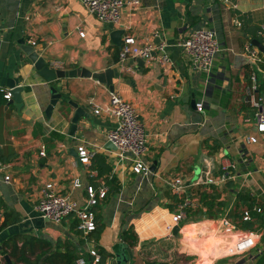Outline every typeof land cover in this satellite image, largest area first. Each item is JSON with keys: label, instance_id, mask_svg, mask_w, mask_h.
Here are the masks:
<instances>
[{"label": "crops", "instance_id": "crops-1", "mask_svg": "<svg viewBox=\"0 0 264 264\" xmlns=\"http://www.w3.org/2000/svg\"><path fill=\"white\" fill-rule=\"evenodd\" d=\"M200 27L211 30L221 48L209 76L194 69L179 46ZM115 31H121L119 45L114 44ZM126 36L153 47L155 58L149 63L140 59L142 65L133 61L139 58L119 63ZM253 41L264 48V0H144L137 11L124 9L115 26L90 15L81 0H0V224L5 213L18 218L0 232V241L23 234L77 244L70 229V216L75 215L55 224L43 219L35 206L48 184L76 208L85 204L91 187L97 194L105 190L92 208L99 229L96 244L112 255L105 264H116L112 248L122 243L121 233L129 228L138 238L136 246L128 247L133 264L160 262L162 255L173 261L178 255L196 257L193 264H229L222 263L229 257L227 249L248 232L226 231L221 218L206 216L173 225L178 204L167 182L180 178L190 186L232 164L235 189H246L264 203V134L257 131L255 109L247 101L252 75L256 88H264V54ZM23 45L32 47L50 68L59 63L63 71L117 70L113 92L134 107L143 124L147 151L142 160L149 174H133L130 161H120L116 149L108 147L107 134L116 127L105 110L109 88L88 77L46 82ZM248 45L261 62L249 59ZM163 57L166 62L161 63ZM9 80L23 88L21 106L8 105L10 99L3 98ZM51 88L61 98L46 116ZM252 95L263 97L256 89ZM197 103L203 104L202 112L196 110ZM70 104L87 115L79 119L72 137ZM260 105L264 109V102ZM80 146L94 153L88 166L79 161ZM97 156L104 163L98 159L92 164ZM217 187L223 190V185ZM221 199L230 205L234 200L228 192ZM175 226L177 236L172 233ZM254 239L258 245L259 236ZM93 246H82L80 257Z\"/></svg>", "mask_w": 264, "mask_h": 264}, {"label": "built area", "instance_id": "built-area-1", "mask_svg": "<svg viewBox=\"0 0 264 264\" xmlns=\"http://www.w3.org/2000/svg\"><path fill=\"white\" fill-rule=\"evenodd\" d=\"M143 1L144 0H81L83 6L90 15L103 23L112 24L114 26L119 24L124 9L137 11L141 7ZM236 7V5L232 6V8ZM237 26H240L239 22H237ZM79 35L83 37L84 33L80 32ZM179 46L184 55L191 61V66L194 69H198L208 76L211 74L215 57L221 52V48L211 30L204 27L194 29L188 33ZM158 50L162 51V47H158ZM245 50L251 61L261 62L258 53L254 52L249 45ZM131 58H139L149 63L155 58L154 49L151 46H140L133 37L126 36L120 47L119 63L123 64ZM160 62H166V58L163 57ZM52 68L59 69L61 65L59 63H53ZM251 81L252 85L247 92V101L250 106L255 109L254 117L257 131L264 134V109L260 105V102H264V94L261 99L256 100L252 95L256 89L254 75H252ZM3 98L9 100L10 93L7 91L3 95ZM195 107L198 112L203 111L202 103H197ZM105 110L116 120V127L107 134V139L115 147L117 158L120 161H130L133 174H149V168L142 160V157L147 151L144 127L134 107L129 102L122 99L119 94L111 92ZM94 113L99 114V109H95ZM250 140L251 142H255V139ZM77 153L79 161L88 166L94 153L86 150L83 146L77 148ZM39 155L45 156L43 147H41ZM232 168V164L221 165L219 171L215 175L207 173L204 178L192 182L190 186L186 185L180 178L168 181L167 186L171 194L178 197L185 195L188 188L192 186H222L226 182L235 179ZM9 180V176L4 178L6 183H8ZM76 185L78 186V184ZM104 197L105 190H101L97 194L91 187H88L85 204L80 208H76V205L67 197L55 193L52 184H48L45 186L35 209L43 219L55 224H60L70 215H75L79 222L78 230L86 235L92 232L96 227L92 208L97 204L98 199H103ZM188 208H197V203L186 197L183 203L178 205L176 213L172 215L173 225H178L185 220V209ZM255 210L257 212L261 211L259 208ZM249 220V213L244 212L243 221ZM220 221L226 231L236 228L226 217H221ZM254 238L255 234L248 232L243 238L237 241L235 245L227 249L228 256L242 255L255 249L257 243ZM88 254L93 258L91 264H96L99 261V256L93 248L88 250ZM75 264L87 263L83 257H79L76 259Z\"/></svg>", "mask_w": 264, "mask_h": 264}, {"label": "trees", "instance_id": "trees-1", "mask_svg": "<svg viewBox=\"0 0 264 264\" xmlns=\"http://www.w3.org/2000/svg\"><path fill=\"white\" fill-rule=\"evenodd\" d=\"M260 42L263 40L257 39ZM263 55H261L262 57ZM256 92L258 96L264 94V88L257 87ZM104 163V159L100 156L93 158L92 164L98 160ZM94 168V167H93ZM98 175L102 171L97 168ZM223 192H228L233 195V203L230 205L228 199H221ZM197 201V208L185 209V220L189 221L194 218L206 216L209 219H217L226 217L234 226L244 232L254 233L255 230L264 229V203L257 199L246 189H235L233 181H228L223 185V190L220 191L216 186L197 185L180 198L172 195V201L177 205L182 204L185 198ZM260 209L257 212L255 209ZM169 209L172 210L171 207ZM244 212L250 215L249 221H243ZM71 217L70 229L77 238V244L70 240H56L50 241L45 238L36 237L33 235L15 234L1 239L0 241V264H4V257L8 256L13 264H75L76 259L80 257L78 250L85 244L92 243L93 249L99 256V261L96 264H105V262L112 256L104 248L97 243L99 229H95L84 234L78 230V220ZM68 218V217H67ZM18 218H12L10 213L4 214V220L0 224V232L6 227L17 223ZM121 242L132 248L138 243L136 233L132 228L125 229L121 233ZM262 242L258 244L252 256V264H264V237H261ZM84 260L87 264H91L93 258L86 253ZM189 259V258H187ZM199 261L201 259L199 258ZM148 264H157L151 262ZM198 264V263H197Z\"/></svg>", "mask_w": 264, "mask_h": 264}, {"label": "water", "instance_id": "water-1", "mask_svg": "<svg viewBox=\"0 0 264 264\" xmlns=\"http://www.w3.org/2000/svg\"><path fill=\"white\" fill-rule=\"evenodd\" d=\"M114 38V44L119 45V40L121 36V31H115L113 33ZM255 47H257L261 53L264 54V48L256 41H253L252 43ZM23 52L27 55L29 60L34 64L35 69L38 71V74L48 83H53L56 80L60 79H68V78H74V77H88L97 80L99 83L106 85L109 88L110 92H113V86H112V78L117 77V70L116 69H105L101 73H90L89 71H85L83 69H75L71 71H63L59 69H52L48 65H46L43 58L39 57L37 53H35L34 49L30 46H22L21 47ZM138 65H142L143 61L140 59L133 60ZM7 88L9 89L10 93V100L8 101V105L15 104V106H21V92L23 91L22 87H17L14 83V81L9 80L7 82ZM51 91V100L49 102V105L47 106L45 110L46 116H49L57 104L58 100H60L61 95L57 93V91L54 88L50 89ZM195 102L192 101V104L194 105ZM73 109L74 113L71 118V125H70V131L69 135L72 137L74 134V131L76 129L77 123L81 117H86L87 115L84 113V110L80 107H77L76 105L70 104ZM108 147L111 149H115V147L108 143ZM178 226H175L173 229V235L177 236ZM112 253L114 256V260L116 264H133V254L131 249L128 248L127 245L124 243H118L112 248ZM4 264H13L11 259L8 256L4 257Z\"/></svg>", "mask_w": 264, "mask_h": 264}, {"label": "rangeland", "instance_id": "rangeland-1", "mask_svg": "<svg viewBox=\"0 0 264 264\" xmlns=\"http://www.w3.org/2000/svg\"><path fill=\"white\" fill-rule=\"evenodd\" d=\"M244 232V231H241L239 229H237V232ZM254 233L253 234H256L259 236V244H261L262 242V238L260 239V237H264V231H261V230H255L253 231ZM159 254V252H155V255ZM227 253H225L226 255ZM252 256H254V250L248 252V253H245V254H242V255H236V256H229L227 258H224L226 260L222 261L223 262H228L229 264H252ZM201 257V255H200ZM188 256L186 255H178V256H175L174 258V261L173 260H169L166 256L162 255L161 257V261L160 262H156L157 264H193V262H195V259H197L196 257L193 258L191 257L190 259H187ZM199 264H210V261L207 260L206 263L204 262H200ZM212 264H219V263H216V262H212Z\"/></svg>", "mask_w": 264, "mask_h": 264}]
</instances>
